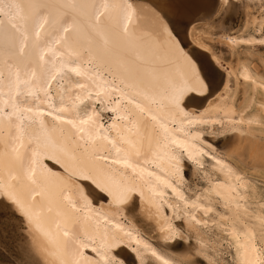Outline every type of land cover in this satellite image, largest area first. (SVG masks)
I'll return each instance as SVG.
<instances>
[{
  "label": "bare ground",
  "instance_id": "obj_1",
  "mask_svg": "<svg viewBox=\"0 0 264 264\" xmlns=\"http://www.w3.org/2000/svg\"><path fill=\"white\" fill-rule=\"evenodd\" d=\"M212 3L0 0V188L30 212L9 211L0 225V264H104L114 238L126 264H188V250L170 243L180 217L218 264H264L260 189L234 160L245 144L264 163V143L243 137L263 126L245 112L264 76L215 48L223 42L234 55L264 41V5L244 8L252 32L234 37L240 7L217 21L207 15ZM178 11L190 26L182 43L167 22ZM193 50L212 88L207 97L185 91L177 108ZM209 129L237 132L228 153L198 134ZM201 154L210 158L203 169ZM186 160L208 179L201 193L186 190Z\"/></svg>",
  "mask_w": 264,
  "mask_h": 264
},
{
  "label": "rangeland",
  "instance_id": "obj_2",
  "mask_svg": "<svg viewBox=\"0 0 264 264\" xmlns=\"http://www.w3.org/2000/svg\"><path fill=\"white\" fill-rule=\"evenodd\" d=\"M236 1H238V0H236ZM236 4H237L236 7H240V8L238 9L237 22H235L236 24L232 25L233 26L232 32H233L234 37L241 35L245 31H247L246 33L252 32L251 29L245 28L246 27V24H245L246 23V15H245L246 14L245 13L246 6L249 7L250 9L257 10V9H259V7L264 5V0H239L238 2H236ZM215 48L219 53H221L227 59H231V58L235 59L236 57L239 56L241 59L249 60L250 63L253 65V67H255L257 72L259 74H261L262 76H264V44H262V43L243 44L239 48L238 53H235L234 55L230 52L229 47L227 45H225L223 42L216 43ZM251 95H253V93H252V89L249 85L248 87L241 89L240 100H242L243 102H248L247 100L249 99V97ZM99 105L100 104H98V107H100ZM261 115L264 117V93L262 91H258V92H256V94L254 96L253 103L250 105L249 108H247V110L245 112V116L246 117L257 116L260 119L259 125L262 124L264 126V120H263L264 118L261 117ZM263 126L260 125L259 126L260 128L256 129V130L252 129L251 131L254 133V135H243V137L244 138L248 137V142H250L251 144L264 143V127ZM198 134L204 140L206 139V141L209 144H211L215 149H217L220 152H224V151L228 150V148H226L227 142L230 140V138L236 136L237 132L236 131L221 132L219 130H210L209 129V130L204 131L203 133L199 132ZM250 143H248V144L250 145ZM244 148H245V149H243L244 151H241L240 159L237 160L236 158H234V160L236 161L240 170L245 173V175L249 178V180L255 186L259 187V189H260V192L258 193L259 198L255 202H256L258 208L264 213V163L255 164L254 162H252L251 157H250V153L248 152V146L246 147V145L244 144ZM226 152L228 153V151H226ZM199 156L201 157V160H202L203 164L205 165V166L203 165L202 167L199 166V168L203 169V167L208 166L207 161L210 160V158L204 154H201ZM185 164H186L185 172H187L186 173V188H187L186 190H187V192L191 195L196 194V193H201V190L203 188H205L206 185H208V183H207L208 179H207L206 175L203 173L202 170H195L194 169L195 165L192 161L186 160ZM197 210H198V212L201 213L202 218L205 215H207V213L205 214V212H204L205 209L203 207L202 208L199 207ZM207 211H210V210L207 209ZM181 220L183 221L182 217H180L177 220L175 219V223L179 224ZM204 227L207 229L206 225L201 226V229H204ZM181 231L183 232V235L186 237V239L188 241V246L184 245L183 242H180L179 247H177L176 245H173V246H176V248L173 249V252H175L177 254H181V253L183 254V253H186L188 250V253L190 256V260H189L188 264H191V263L192 264H218L220 262L219 260L217 262L218 258L216 257V255H214L213 250L209 249L205 253V251H202L201 249H199V244L196 241L194 235L190 232H186L187 229L185 227ZM212 231L208 232L210 237L215 239V241L220 242V240H222V235L219 234V232L216 230H212ZM170 243H171V241H170ZM184 248H186L187 250L186 249L184 250ZM128 249H129V251L132 250L130 248H128ZM181 250H183V251H181ZM230 251H232V253H233L232 249ZM131 253H134V252H131ZM232 253L224 255V258L227 262L231 261V254ZM4 254H6V253H4ZM155 262L156 261H153L152 257L151 258L148 257L146 260V264H156Z\"/></svg>",
  "mask_w": 264,
  "mask_h": 264
},
{
  "label": "snow or ice",
  "instance_id": "obj_3",
  "mask_svg": "<svg viewBox=\"0 0 264 264\" xmlns=\"http://www.w3.org/2000/svg\"><path fill=\"white\" fill-rule=\"evenodd\" d=\"M236 6V0H213L210 9H207L208 18L217 21L220 19H226L232 14ZM183 15L184 14L182 12L178 11L177 13H175V20L167 21L168 24L171 25L170 33L176 38V41L179 43L183 42L181 29L185 28L188 30L190 27L189 25L185 24L183 19H181ZM261 43H264V41H261ZM185 61L190 69L188 76L190 87L179 91L176 95L173 96L172 102L177 108L181 105L182 97L184 96L185 91L190 92L192 95H195L197 91H199L201 94L207 97L212 88L211 79L208 77L203 66H198V60L195 55V50L185 54ZM186 106L187 104L185 103V107ZM82 178L84 180H88L90 177L84 175ZM133 191L134 189H128V194L130 195ZM0 197H2V199H0V225H3L9 211H23V215L25 217L30 215V212L25 209L23 205H21L15 194L7 186L0 188ZM182 229H184V224L181 220L176 227L175 238L171 240L172 245H176L177 247H179L180 242H183L184 245L188 246V241L183 235V232L181 231ZM119 244L120 241L117 238H114L113 241L109 244L108 249L104 252V264H126V260L121 257L119 252H115L113 254V249L119 247ZM92 251L95 252L96 249H92ZM86 264H91V262L87 261ZM165 264H167V261L165 262Z\"/></svg>",
  "mask_w": 264,
  "mask_h": 264
}]
</instances>
